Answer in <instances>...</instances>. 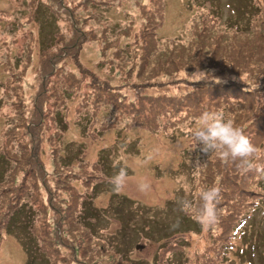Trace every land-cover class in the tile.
<instances>
[{"label":"rangeland","instance_id":"1","mask_svg":"<svg viewBox=\"0 0 264 264\" xmlns=\"http://www.w3.org/2000/svg\"><path fill=\"white\" fill-rule=\"evenodd\" d=\"M206 111L264 149V0H0V264H264V173L192 148Z\"/></svg>","mask_w":264,"mask_h":264},{"label":"clouds","instance_id":"2","mask_svg":"<svg viewBox=\"0 0 264 264\" xmlns=\"http://www.w3.org/2000/svg\"><path fill=\"white\" fill-rule=\"evenodd\" d=\"M190 77L199 80L205 79L206 75L197 72ZM190 140L192 148L200 144L202 152L216 154L225 164L239 162L246 171L264 173V164L259 163L264 158V149L254 145L245 135L244 129L236 126L231 119H227L221 111L203 112L198 117L196 125L190 129ZM126 181L127 174L123 169L113 177L116 190L121 189ZM149 187L147 182L140 185L142 191L148 190ZM220 197L218 186L205 188L200 193L199 214L202 223L209 229L216 226L219 221L216 204ZM178 203L181 209L193 207L192 202L187 199L182 198Z\"/></svg>","mask_w":264,"mask_h":264},{"label":"trees","instance_id":"3","mask_svg":"<svg viewBox=\"0 0 264 264\" xmlns=\"http://www.w3.org/2000/svg\"><path fill=\"white\" fill-rule=\"evenodd\" d=\"M215 87H216V85H214ZM218 88V87H217ZM258 209V207L257 206H255V207H253V213L250 215V218H254V217H256V210ZM236 229H237V226H236ZM236 231V230H235ZM251 264V263H250Z\"/></svg>","mask_w":264,"mask_h":264},{"label":"water","instance_id":"4","mask_svg":"<svg viewBox=\"0 0 264 264\" xmlns=\"http://www.w3.org/2000/svg\"><path fill=\"white\" fill-rule=\"evenodd\" d=\"M137 248H140V247L137 246Z\"/></svg>","mask_w":264,"mask_h":264}]
</instances>
